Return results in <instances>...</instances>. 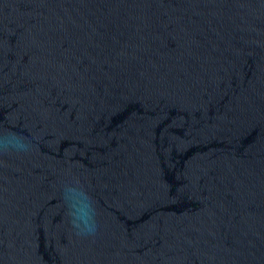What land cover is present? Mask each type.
Segmentation results:
<instances>
[{
  "label": "water",
  "instance_id": "water-1",
  "mask_svg": "<svg viewBox=\"0 0 264 264\" xmlns=\"http://www.w3.org/2000/svg\"><path fill=\"white\" fill-rule=\"evenodd\" d=\"M0 264H264V0H0Z\"/></svg>",
  "mask_w": 264,
  "mask_h": 264
},
{
  "label": "clouds",
  "instance_id": "clouds-1",
  "mask_svg": "<svg viewBox=\"0 0 264 264\" xmlns=\"http://www.w3.org/2000/svg\"><path fill=\"white\" fill-rule=\"evenodd\" d=\"M2 143L6 144L7 146H11L16 149H25L26 145L15 135L8 136ZM91 218V209L88 208V211L85 212L83 209L79 210L76 214V227H81L83 225L84 229L91 230V224L89 220Z\"/></svg>",
  "mask_w": 264,
  "mask_h": 264
}]
</instances>
